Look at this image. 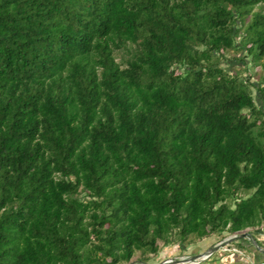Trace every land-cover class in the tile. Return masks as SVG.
<instances>
[{"label":"trees","instance_id":"obj_1","mask_svg":"<svg viewBox=\"0 0 264 264\" xmlns=\"http://www.w3.org/2000/svg\"><path fill=\"white\" fill-rule=\"evenodd\" d=\"M263 80L264 0H0V264L257 231Z\"/></svg>","mask_w":264,"mask_h":264},{"label":"rangeland","instance_id":"obj_2","mask_svg":"<svg viewBox=\"0 0 264 264\" xmlns=\"http://www.w3.org/2000/svg\"><path fill=\"white\" fill-rule=\"evenodd\" d=\"M125 55H127V51L124 50L116 53V58L117 60H120ZM226 57L228 59L225 60L222 65L229 71H238L243 77H249L250 82L254 85H257L259 81H261L263 75L261 66L259 64H254L250 60V57L245 55L244 51L231 49L227 51ZM251 91L256 104L264 110V99L261 98L258 90L255 87H252ZM247 231L248 230H244L242 232ZM239 233L212 234L202 239L190 237L182 246H179L176 243L163 244L162 242H159L158 252L155 254H149L146 262L140 261L139 253H136L130 262L124 264H154L166 257L190 256L204 252ZM251 235L261 244L260 250L254 247L250 236L235 238L220 245L211 255L206 257L205 260H201L199 264H259L264 260V225L257 231L251 233ZM238 242H241L243 247L238 246Z\"/></svg>","mask_w":264,"mask_h":264},{"label":"water","instance_id":"obj_3","mask_svg":"<svg viewBox=\"0 0 264 264\" xmlns=\"http://www.w3.org/2000/svg\"><path fill=\"white\" fill-rule=\"evenodd\" d=\"M247 236H250L251 237V239H252L251 241H252L254 247L256 249L260 250L261 249V246L257 243V241L255 240V238L250 233H248V232H242V233H239L237 235L231 236L230 238L224 240L223 242H220L219 244L213 246L212 248H210V249H208V250H206L204 252L196 253V254H193V255H190V256H186L184 258L181 257V256L180 257H173V261L174 262H179V261H182V260L187 259V258H201V260H205V258L208 257L209 255H211L212 252L214 250H216L220 245H222L224 243H227V242H229L232 239L242 238V237H247Z\"/></svg>","mask_w":264,"mask_h":264},{"label":"built area","instance_id":"obj_4","mask_svg":"<svg viewBox=\"0 0 264 264\" xmlns=\"http://www.w3.org/2000/svg\"><path fill=\"white\" fill-rule=\"evenodd\" d=\"M181 257L184 258L185 256H181ZM188 259L189 258L184 259V260L179 261V262H174L173 257H166V258H163L161 261L156 262L154 264H189ZM194 259H195V261L191 264H199V262L201 261V258H194Z\"/></svg>","mask_w":264,"mask_h":264},{"label":"bare ground","instance_id":"obj_5","mask_svg":"<svg viewBox=\"0 0 264 264\" xmlns=\"http://www.w3.org/2000/svg\"><path fill=\"white\" fill-rule=\"evenodd\" d=\"M203 257V256H202ZM195 261V259L194 258H189L188 259V263H193Z\"/></svg>","mask_w":264,"mask_h":264}]
</instances>
